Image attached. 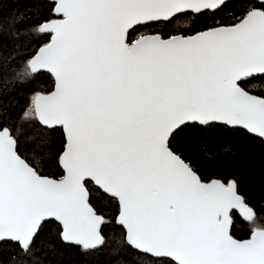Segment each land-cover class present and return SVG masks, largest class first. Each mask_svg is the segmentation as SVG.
Returning a JSON list of instances; mask_svg holds the SVG:
<instances>
[{
  "label": "snow or ice",
  "instance_id": "obj_1",
  "mask_svg": "<svg viewBox=\"0 0 264 264\" xmlns=\"http://www.w3.org/2000/svg\"><path fill=\"white\" fill-rule=\"evenodd\" d=\"M228 7L28 0L0 15V264L110 242L137 264H264V202L217 166L257 144L264 158V0L215 19ZM180 17L204 19L157 29Z\"/></svg>",
  "mask_w": 264,
  "mask_h": 264
},
{
  "label": "trees",
  "instance_id": "obj_2",
  "mask_svg": "<svg viewBox=\"0 0 264 264\" xmlns=\"http://www.w3.org/2000/svg\"><path fill=\"white\" fill-rule=\"evenodd\" d=\"M242 0H232L229 2L230 7L223 9L217 14L215 19L227 21L230 19L228 13L236 12L241 6ZM28 0H0V15H4L11 8L25 9ZM203 17L190 19L189 17H180L178 20L172 21L170 24H163L157 26L159 31L165 33L172 32H187L189 28L198 29L199 23L203 21ZM147 29H138L137 32L132 33L136 36L137 33L145 32ZM259 85L260 82H253ZM35 84L40 85L46 89L49 87V81L46 78H39ZM34 84V86H35ZM253 94H259L254 91ZM60 136L57 133L55 140L59 142ZM223 139L227 140L228 137ZM262 151L257 144L255 152L257 156L251 159L242 155L239 151L235 155L228 154L217 162V166L226 167L229 172L237 176L240 184V191L244 194L250 203L258 204L264 202V158H261L259 153ZM246 226L242 223L241 218L237 215L236 223L231 229L235 238H245ZM114 242H110L105 251L100 254H92L87 257L80 255L74 249H65L63 252H57L55 255H47L45 257V264H116L117 261L123 260L125 264H137V261L131 255H125L119 250H114ZM8 258L7 251L0 254V261L6 262Z\"/></svg>",
  "mask_w": 264,
  "mask_h": 264
},
{
  "label": "rangeland",
  "instance_id": "obj_3",
  "mask_svg": "<svg viewBox=\"0 0 264 264\" xmlns=\"http://www.w3.org/2000/svg\"><path fill=\"white\" fill-rule=\"evenodd\" d=\"M140 33H141V32H140ZM140 33H137L136 36H138ZM136 36H134V37H136Z\"/></svg>",
  "mask_w": 264,
  "mask_h": 264
},
{
  "label": "water",
  "instance_id": "obj_4",
  "mask_svg": "<svg viewBox=\"0 0 264 264\" xmlns=\"http://www.w3.org/2000/svg\"><path fill=\"white\" fill-rule=\"evenodd\" d=\"M230 1H232V0H229V2H230ZM257 2H258V0H257Z\"/></svg>",
  "mask_w": 264,
  "mask_h": 264
}]
</instances>
